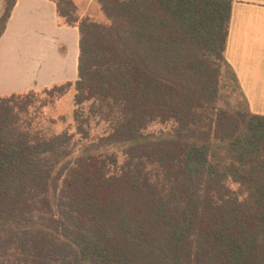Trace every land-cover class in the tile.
Here are the masks:
<instances>
[{
    "label": "trees",
    "instance_id": "16d2710c",
    "mask_svg": "<svg viewBox=\"0 0 264 264\" xmlns=\"http://www.w3.org/2000/svg\"><path fill=\"white\" fill-rule=\"evenodd\" d=\"M53 1L80 35L78 79L53 90L74 87L79 133L87 102L118 120L74 157L75 134L33 139L19 128L22 96L0 98V256L14 258L0 264H20L23 249L22 264H47L60 248L51 228L92 264H264V115L217 107L223 69L240 90L225 56L232 0H97L106 24ZM155 121L173 127L150 135ZM111 145L121 165L98 152Z\"/></svg>",
    "mask_w": 264,
    "mask_h": 264
},
{
    "label": "crops",
    "instance_id": "0c3cea01",
    "mask_svg": "<svg viewBox=\"0 0 264 264\" xmlns=\"http://www.w3.org/2000/svg\"><path fill=\"white\" fill-rule=\"evenodd\" d=\"M88 16L94 0H71ZM4 0H0V16ZM79 29L53 0H16L0 36V98L78 79ZM225 56L255 114L264 115V0H232Z\"/></svg>",
    "mask_w": 264,
    "mask_h": 264
},
{
    "label": "rangeland",
    "instance_id": "374dc122",
    "mask_svg": "<svg viewBox=\"0 0 264 264\" xmlns=\"http://www.w3.org/2000/svg\"><path fill=\"white\" fill-rule=\"evenodd\" d=\"M94 3V5L88 7L89 15L86 17H89L96 22L105 24L109 23L110 20L100 9L97 0H94ZM79 8L81 7H77V13L81 16ZM220 86V97L217 101V107H222L228 110L245 108H249L251 110L250 106L246 102V98L242 95L241 91L235 87L232 75L228 71L225 72L224 69L221 74ZM55 87L56 86L49 89L32 90L30 92L17 94L22 96V98H20V102H23L26 105L25 110H17L20 118L19 128H21L23 132H27L33 139L40 136L50 137L61 134L65 131L69 134H75V136L69 140L66 147L76 149L77 151L72 154V156L76 157L80 150L96 143L99 137L107 135L110 131V127L118 120V116L113 113L110 120H106L103 117L95 118L93 113L90 116L89 109H87L89 102H87L83 105L85 110L80 109V116H87L88 122L80 124L84 131L79 133L77 125L80 122L74 120L75 110L78 109V107L75 106L74 101V87H68L62 92L53 90ZM9 96L10 95H6L4 97ZM109 110L110 109L106 106L102 108L104 114L109 113ZM172 127L173 125L171 122L155 121L147 127L146 132L150 133V135L160 136V133L167 132L172 129ZM158 139L160 138H156L155 141ZM123 149V146L111 145L99 148L98 152L102 155L115 154L118 158V165H121L125 158L123 155ZM147 170L151 173L152 178H154L155 181L159 180L158 169L155 166H148ZM226 183L229 188L234 191L233 194H237L239 199H241L242 192L239 185L231 182V180H228ZM22 213L24 218L32 217L33 221L38 222L39 218H42V222H47V224L51 227L54 225L50 219L48 220L47 217H43L39 212ZM207 213H210L211 215L221 212H206L203 220L207 217ZM38 226H40V224H38L35 228H38ZM48 230L56 235V241L60 248L53 247V251L59 253L58 257L53 256L54 252L50 251L51 257L47 259V264H92L89 262H82L77 258L76 249L73 244H70V237L69 239H65L64 237L59 236L54 229L51 228ZM19 252L21 254L19 256V263L22 264V253H24V249ZM13 259V256H0V262L5 261L7 263Z\"/></svg>",
    "mask_w": 264,
    "mask_h": 264
}]
</instances>
